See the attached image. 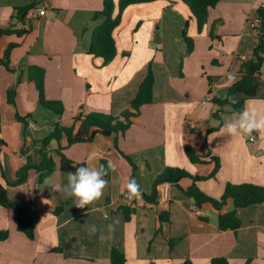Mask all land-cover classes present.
I'll use <instances>...</instances> for the list:
<instances>
[{
  "label": "crops",
  "instance_id": "crops-1",
  "mask_svg": "<svg viewBox=\"0 0 264 264\" xmlns=\"http://www.w3.org/2000/svg\"><path fill=\"white\" fill-rule=\"evenodd\" d=\"M36 1L44 9L27 19L29 33L8 36L7 43L18 45L11 54V69L0 67V184L9 198L36 218L35 238L17 229L14 207L0 206V264H111V252L125 254L127 264H212L225 258L230 264H264V203L238 209L242 227L220 231L219 212L210 204L197 208L194 201L173 185L160 188L158 205L144 200H128L124 185L132 168L120 153L137 165L136 180L144 193L167 168H179L193 176H210L216 162L193 164L186 154L192 147L202 157H216L220 169L215 179L200 184L214 198H221L228 183L264 186V138L231 137L223 134L227 118L234 117L227 107L219 119L215 98H225L233 82L228 74L240 73L241 57H249L259 42L253 21L264 0H221L209 10L208 23L200 31L190 9L181 0H162L132 6L122 15L114 32L117 55L108 65L90 54L93 33L104 19H94L104 0H0V29L10 27L17 8ZM116 4L120 0H114ZM118 8H116V15ZM194 49L188 46L183 31ZM21 28V26H16ZM213 33V36L211 34ZM152 64L155 84L154 103L133 118L125 137L97 135L92 143L78 144L62 152L74 164L98 166L112 160L103 198L80 209L53 185L67 183V173L56 169L40 179L31 172L28 181L18 184L17 173L27 157L38 161L41 140L55 125L71 127L78 114L102 113L120 116L131 110L130 103ZM46 72V98L61 101L65 114L58 116L39 103V95L29 80V68ZM16 87L15 104L8 103V91ZM246 108L264 111V67L258 95ZM17 115L26 118L19 122ZM31 123V127H30ZM65 140L62 146L66 147ZM190 179L180 182L183 189ZM163 190L168 197L162 198ZM134 210L126 221L121 207ZM62 207L60 214L56 210ZM234 210L232 201L223 210ZM168 219L161 220V215ZM119 220L114 233L107 225ZM96 225L89 235L88 225Z\"/></svg>",
  "mask_w": 264,
  "mask_h": 264
},
{
  "label": "trees",
  "instance_id": "trees-1",
  "mask_svg": "<svg viewBox=\"0 0 264 264\" xmlns=\"http://www.w3.org/2000/svg\"><path fill=\"white\" fill-rule=\"evenodd\" d=\"M162 0H120L118 4L114 0H104L103 9L97 12L94 19L103 18V23L96 28L93 33L92 45L90 54L103 59L104 64L111 63L117 55L116 42L114 39V32L121 24L122 15L128 8L132 6L150 4ZM188 6L193 18L198 24L201 31L208 23L209 10L215 8L221 0H181ZM40 5V1H36L26 7L17 8L12 17V21L16 22L10 27L0 29V67L3 66L9 72L11 69V54L15 48L18 47L15 43H7L8 36L16 35L19 38L26 36L29 30L25 28L27 23L28 13L36 9ZM116 8L118 14L116 15ZM258 18H260V26L254 31L258 34L259 42L252 54L242 61L240 73L235 82H232L228 88V93L225 98H215L213 103L218 107V111L214 113L213 117L219 119L225 109L229 107L232 113L236 114L246 108L247 102L254 99L258 95L260 78L264 67V9L258 10ZM21 26V28H16ZM189 25L187 24L183 31V39L186 42L188 49L186 54L190 55L194 49V42L188 35ZM212 37L213 33L211 34ZM46 72L43 68L31 66L29 68V80L35 85L39 95V103L49 111L58 116L65 114V107L61 101H52L46 98L45 92ZM154 84L155 75L152 64L148 67L147 75L141 84L136 97L131 101L130 108L122 113L120 116L106 115L102 113H90L88 115L78 114L74 117V125L65 127L55 125L53 131L43 138L41 142V149L38 154V161L32 157H27L26 163L21 167L17 173L18 184H24L28 181L31 172L40 174V179L43 180L56 169L55 157L52 155L56 146L55 156L59 158V170L63 173L74 171L76 167L85 164H74L66 158L62 153L65 148L78 145L92 143L97 135L105 137H112L115 135V144L117 148V139L125 137L128 130L133 125V118H136L143 107L152 105L154 103ZM17 96L16 87L8 91V103L15 104ZM234 96L236 103H232L227 97ZM17 120L27 124V119L17 115ZM65 140L66 147L62 146V141ZM124 159L128 161L132 168L130 178L136 179L138 171L137 165L133 160L124 153H120ZM186 154L193 164L205 165L210 162H216V169L208 176H193L187 171L179 168H167L157 177L153 183L152 192L146 194L143 191L141 199L147 204L158 205L160 198V188L164 185H173L180 189L186 196L194 201L197 208H202L204 205L210 204L220 214L218 216V228L220 231L237 232L242 227V221L237 215L238 209H245L251 206H257L264 203V186L255 184H241L235 185L228 183L225 187L224 194L221 198H214L206 194L200 187L202 182L210 179H215L216 174L220 169L219 159L216 157H202L197 153V150L192 147L186 148ZM101 164H106L102 162ZM108 177V176H107ZM105 177V178H107ZM184 179H190L192 184L183 189L180 182ZM232 201L234 210L228 213H222ZM0 206L5 208L14 207L17 211L18 223L17 229L24 233L29 239L35 238L36 218L28 216L26 209L17 206L8 195L7 189L0 184ZM63 208L59 207L56 214H60ZM126 221L131 220L134 210L128 206L121 207ZM168 218L161 215V220L165 221ZM8 237V233H0V241H4ZM111 264H127V259L124 253L118 249H113L111 252ZM212 264H230L225 258H216Z\"/></svg>",
  "mask_w": 264,
  "mask_h": 264
},
{
  "label": "clouds",
  "instance_id": "clouds-1",
  "mask_svg": "<svg viewBox=\"0 0 264 264\" xmlns=\"http://www.w3.org/2000/svg\"><path fill=\"white\" fill-rule=\"evenodd\" d=\"M228 79L235 82L236 76L233 73L228 74ZM232 103H236L234 96L227 97ZM31 127V123H30ZM223 134L231 137L248 136L253 137V133L264 138V111L256 108H245L235 114L234 117L227 118L223 129ZM260 158H264L261 156ZM116 165L112 160H108L106 164L98 166L81 165L74 171H69L66 176L67 183L53 185L56 191L63 194L66 199H71L75 207L83 209L95 205L104 195V190L108 186V180L105 178L110 172L115 171ZM124 192L128 200L140 199L142 197V189L140 184L134 178H129L124 185ZM118 219H114L107 225V230L114 233ZM89 235H95L97 232L96 225H88Z\"/></svg>",
  "mask_w": 264,
  "mask_h": 264
},
{
  "label": "built area",
  "instance_id": "built-area-1",
  "mask_svg": "<svg viewBox=\"0 0 264 264\" xmlns=\"http://www.w3.org/2000/svg\"><path fill=\"white\" fill-rule=\"evenodd\" d=\"M37 13H38V16H39V17H43V16H45L46 11H45L44 9H33V10H31V11L28 13V15H27V19H33L34 16H35ZM260 23H261L260 18L257 17V18L253 21V28L255 29V28L259 27V26H260ZM246 59H247V56H243V57H241V61H245ZM167 197H168V195H167V191H166V190H163L162 198H163V199H166Z\"/></svg>",
  "mask_w": 264,
  "mask_h": 264
}]
</instances>
